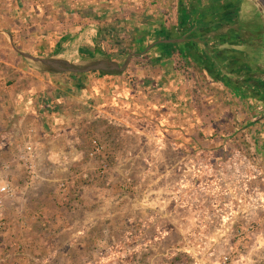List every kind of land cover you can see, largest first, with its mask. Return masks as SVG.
Listing matches in <instances>:
<instances>
[{"label":"crops","instance_id":"1","mask_svg":"<svg viewBox=\"0 0 264 264\" xmlns=\"http://www.w3.org/2000/svg\"><path fill=\"white\" fill-rule=\"evenodd\" d=\"M240 2L238 12L234 0H0V165L32 138L41 174L19 224L27 246L53 250L38 235L50 230L51 238L72 233L68 246L110 211V201L125 204L120 213L136 203L140 227L166 237L181 230L193 263L220 264L236 227L264 220V173L247 154L256 147L264 167V89L245 79L257 51L241 33L252 15ZM205 25L214 30L204 33ZM107 40L147 55L150 65L131 61L121 76L54 75L22 56L78 62L104 53ZM95 121L117 136L97 161L79 140ZM129 136L134 155L126 150ZM123 163L138 171L121 173ZM71 173L83 189L68 212L55 197ZM12 174L23 181L18 165ZM263 224L255 235L264 242ZM242 244L253 247V237Z\"/></svg>","mask_w":264,"mask_h":264},{"label":"rangeland","instance_id":"2","mask_svg":"<svg viewBox=\"0 0 264 264\" xmlns=\"http://www.w3.org/2000/svg\"><path fill=\"white\" fill-rule=\"evenodd\" d=\"M104 51L119 63L124 62L126 57L124 53L126 51L124 48H120V44H115L113 41L107 40ZM128 72L132 74L133 69L131 68ZM102 121H95L94 125L89 127L92 132L81 135L79 140L90 146L93 139H98V141H101L108 146L107 137L105 134H102L106 124L103 125ZM126 142V150L133 154L135 145L134 138L129 136L126 138ZM143 152L149 154L150 150L148 149ZM97 160L98 159H96V161ZM100 167L106 168V166ZM100 167L98 165V168ZM137 171L132 163H123V165H121V173L123 174H128V172L134 174V172ZM104 172V174L100 173V175H105L106 169H104ZM70 177H74L73 173L68 175L65 179ZM22 182L23 181L17 183L20 184ZM163 184L165 183H162V185ZM118 187L119 182L117 184V188ZM78 188L81 187L78 186ZM117 188L114 190L118 191L119 188ZM35 189L36 187L32 190ZM56 189L59 194H56L58 197H55V200H58L61 205L66 206L68 212H71L70 207L75 208L74 204L78 205L79 201H81L79 196L74 194L73 189L66 194L58 191V185ZM127 189L132 190L128 193L130 194V197L134 199V196L136 195L135 191L133 192L132 188ZM109 192L113 195V191ZM66 196H68V198H66ZM28 200L29 199L26 200L25 196L22 202L17 205L14 204L13 201L8 200L11 202L13 208H20V213L16 210L14 211L15 215H12L13 212H11L10 208L7 206L8 201L6 202L2 219L5 221V225H0V264H195L193 263L192 258L184 252V242L182 241L183 231L180 230V232H177L174 230L168 237H166L165 233L155 234L154 229L149 227L146 228L144 226L140 227L136 222V203L127 205L126 209L120 213V210L122 209L120 206L125 204L122 202L121 204L114 203L112 201L108 203L110 211H108L107 208V213H104L105 216L101 220H98L88 233L81 232L79 239L70 241L72 244L69 243L70 245L68 246L64 245V243L73 237L70 236L72 233L58 234L55 238H51L46 234L49 233L52 235L54 230H50L49 232L44 231V234L38 233L39 237L43 239L44 245L50 243L47 248H53V250H41V252L45 251L43 257H41V252H35L33 244H31L32 246H27L26 240L24 241L26 235L24 236L20 233L21 231H19V228L21 227L19 224L22 221L21 217L25 215L27 208L31 205ZM163 200L164 198H161L162 202ZM30 202L35 204L34 201ZM111 205H114V207H110ZM149 214L148 210H146L144 216H148ZM178 216L179 217L176 220H179L180 225L182 226V218L184 219V215L179 214ZM46 219H43L40 222H47L45 221ZM165 223L166 221L163 222L164 226ZM255 223L259 225L257 231L263 233L261 229H263L262 224L264 223V220L262 221V219H259V222ZM24 228H26V225H24ZM257 234L258 235H255L256 240L253 241V247L249 248L247 245H242L240 247L239 251L242 252L246 258L243 260L242 264H249L247 261L253 263L254 256H257L260 252L262 253L264 251V242L260 239L259 233ZM33 240L34 239L31 241ZM256 242L261 243L260 247L256 245ZM236 247L237 246L222 247L221 251H219L220 258L223 253L229 252ZM29 250L33 252V254L30 253ZM38 252L39 254H37Z\"/></svg>","mask_w":264,"mask_h":264},{"label":"built area","instance_id":"3","mask_svg":"<svg viewBox=\"0 0 264 264\" xmlns=\"http://www.w3.org/2000/svg\"><path fill=\"white\" fill-rule=\"evenodd\" d=\"M264 116V108L262 111ZM261 141L264 138L260 139ZM259 140V141H260ZM249 153V162L256 170L264 173L263 167V157L257 151V148L253 145H250L248 149ZM105 154V146L98 141L93 139L91 143V149L89 151V156L92 159H97L102 157ZM14 165L21 167L23 171V182L17 183L12 174V169ZM100 173L104 174V168L100 169ZM77 177H70L64 180H61L58 183V191L61 193L71 192L72 189L81 192V188H78ZM41 181L40 166L38 164V152L37 147L32 138H28L26 141L16 145V152L13 157V161L10 163H3L0 165V225L4 226L5 221H3L4 209L6 202L8 200L13 201L14 204H19L22 202L23 198L26 196V193L35 187ZM17 212L20 213V208H16ZM259 225L255 222L246 223L244 225H239L234 230L233 242L234 246H237L235 249L230 250L229 252L223 253L220 258V264H242L245 260V256L242 252L239 251L242 243L247 237H253L255 239V233ZM261 243L256 245L260 247ZM260 250V249H259ZM250 260V259H248ZM249 264H264V251L257 256H254L253 263ZM248 264V263H247Z\"/></svg>","mask_w":264,"mask_h":264},{"label":"water","instance_id":"4","mask_svg":"<svg viewBox=\"0 0 264 264\" xmlns=\"http://www.w3.org/2000/svg\"><path fill=\"white\" fill-rule=\"evenodd\" d=\"M241 1L246 3L248 10L250 11L248 15H252L249 20L252 18H258L260 30V33H258L259 46H255L252 42V35L254 33H243L246 42H249L257 51L256 59H254V61H248L246 69L247 75L245 79L260 82L261 87L264 89V0ZM246 21L247 20H243L241 25L244 32L247 31L244 24ZM164 42L170 44L177 41ZM22 56H24L31 65L38 70L54 75H77L98 72L102 75L121 76L127 71L132 59L137 55L130 54L122 64L111 59L107 52L96 54L94 57L83 58L78 62H70L61 58H36L24 53H22Z\"/></svg>","mask_w":264,"mask_h":264},{"label":"trees","instance_id":"5","mask_svg":"<svg viewBox=\"0 0 264 264\" xmlns=\"http://www.w3.org/2000/svg\"><path fill=\"white\" fill-rule=\"evenodd\" d=\"M233 18L235 19L236 18V14L233 16ZM204 31V33H207V32H210V31H212V30H214L213 28H208V27H206V25H205V28L203 29ZM83 53V55L84 56H94V53H92V52H82ZM133 53H135L133 50H131V49H128L125 53H124V55L126 56H124L125 57V59L127 58V56H129L130 54H133ZM221 54H223V53H221ZM224 55V54H223ZM225 55H226V58H225V56H223V58H222V61L223 62H228L227 63V69L228 70H230V71H232L231 70V64H232V62H230L229 60H227L228 58V54L227 53H225ZM110 58L111 59H113V57L112 56H110ZM125 59H124V61H125ZM132 62L134 63V64H136V65H141V64H143L144 66H149L150 65V63H149V60H148V56L147 55H144V56H141V57H136V58H134L133 60H132ZM122 64V63H121ZM240 67H243V66H241L240 65ZM110 127H108L107 126V128L105 127L104 129H103V131H102V134H105L106 135V137H107V141H108V146H111V145H114L115 143H116V141H117V136L115 135V134H110V132H112V130L113 129H109ZM98 140V139H97ZM101 142V141H100ZM102 143V142H101ZM103 144V143H102ZM103 145H105V144H103ZM106 146V145H105ZM108 146H106L105 147V153H107V147ZM74 194L76 195V196H79V194H80V192H78L77 190H75L74 189ZM178 263H179V261H178Z\"/></svg>","mask_w":264,"mask_h":264},{"label":"flooded vegetation","instance_id":"6","mask_svg":"<svg viewBox=\"0 0 264 264\" xmlns=\"http://www.w3.org/2000/svg\"><path fill=\"white\" fill-rule=\"evenodd\" d=\"M234 1H235L234 5L236 6V8L238 9V12H239V9L241 7V2H240V0H234ZM253 17H255V16H253ZM244 24H245V28L247 29V31L241 32V33H254L252 35V37H253L252 42L255 46H259L260 43H258V33H260V30H259L258 18H252L251 20H247L246 23H244ZM259 89L262 91L263 88L261 87ZM263 94H264V91H263Z\"/></svg>","mask_w":264,"mask_h":264},{"label":"bare ground","instance_id":"7","mask_svg":"<svg viewBox=\"0 0 264 264\" xmlns=\"http://www.w3.org/2000/svg\"><path fill=\"white\" fill-rule=\"evenodd\" d=\"M68 56V55H67ZM68 58H71V56L69 55Z\"/></svg>","mask_w":264,"mask_h":264}]
</instances>
